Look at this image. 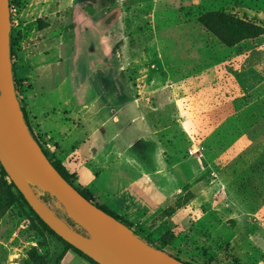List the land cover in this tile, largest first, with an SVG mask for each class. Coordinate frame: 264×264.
Wrapping results in <instances>:
<instances>
[{"label":"rangeland","instance_id":"rangeland-1","mask_svg":"<svg viewBox=\"0 0 264 264\" xmlns=\"http://www.w3.org/2000/svg\"><path fill=\"white\" fill-rule=\"evenodd\" d=\"M95 1L76 0L74 25L65 22V86L58 96L66 100L79 94L80 100L103 105L102 115L109 117L115 104L113 82L120 76L138 91L151 93L163 86L164 107L160 105L159 112L166 119L158 142L137 144L129 157L170 204L159 219L162 225L154 223L152 232L140 235L157 243L168 233L174 238L167 252L191 264H264V36L229 47L218 38V29H207L195 20L206 12L221 11L264 28V0H193L190 5L185 0ZM10 2L17 52L29 27L21 17L24 1ZM147 16L150 20L157 16L156 26L166 20L170 26L185 25L179 23L185 17L195 20L185 31H171L172 37L157 30L163 70L156 78L154 42L131 33L140 28L154 31L147 21L131 22ZM127 33L130 39H121ZM118 42L131 48L142 42L153 50L132 55L131 66L119 52L124 68L120 71L114 52ZM203 76L211 86L192 93L191 80L207 83ZM207 94L212 101L205 107ZM31 98V94L25 98V107L38 132ZM148 104L150 108L156 102ZM175 114L182 123L172 119ZM120 118L126 122L124 114ZM137 135L132 126L120 142L133 143ZM45 139L52 146L51 158H57L53 142ZM69 252L15 189L4 188L0 264H69Z\"/></svg>","mask_w":264,"mask_h":264},{"label":"crops","instance_id":"crops-1","mask_svg":"<svg viewBox=\"0 0 264 264\" xmlns=\"http://www.w3.org/2000/svg\"><path fill=\"white\" fill-rule=\"evenodd\" d=\"M23 1L21 17L23 25L29 27V33L18 53L16 72L29 87L36 128L53 142L56 157L71 174L77 175V183L94 195L99 206H106L134 226L140 225L147 232H152L154 223L156 227L161 224L159 219L169 206L170 199L154 186L149 175L142 172L129 156L132 149L141 142H158V133L163 128V119H166L159 112L161 102L165 100L161 93L163 86L155 88L151 93L139 88L140 92L120 76L119 82H113L114 90L111 93L115 97V104L111 106L114 110L109 117L102 115L105 109L103 105L87 103L84 98L80 100L79 94L72 97L71 94L70 99L66 100L59 97L65 86V22L73 24L76 0ZM83 1L86 4L95 0ZM192 1L185 0L189 5ZM144 18H133L131 22L147 21L153 24L154 31L147 32L140 28L138 32L131 33L139 39L147 37L154 42L156 66L152 67L155 68L153 78H156L163 70V62L158 59L162 50L157 30H163L172 37L171 31H185L195 20L180 18L179 23L184 22L185 25L180 23L176 27L167 25L168 20L156 26L157 16L152 17L153 20H150L151 16ZM41 21L44 23L39 27ZM129 33L125 38L120 36L121 39H130ZM151 49L142 45V42L133 48L118 42L114 52L119 70L124 69L121 67L122 61L118 60L119 52L125 54V64L131 66L134 59L132 55L134 57V54L150 52ZM190 83L194 84V94L198 88L207 89L211 86L208 82L199 83L198 79ZM55 97L58 103L54 102ZM52 101L56 105H52ZM152 101L156 105L149 108L148 103ZM211 101L212 96L207 94L204 106ZM121 114L126 116L124 123ZM193 117L195 119L197 115ZM172 119L182 123L179 114L173 115ZM132 126L138 133L135 141L128 145L122 144L121 138ZM67 256L69 264H89L73 252Z\"/></svg>","mask_w":264,"mask_h":264},{"label":"water","instance_id":"water-1","mask_svg":"<svg viewBox=\"0 0 264 264\" xmlns=\"http://www.w3.org/2000/svg\"><path fill=\"white\" fill-rule=\"evenodd\" d=\"M0 166L63 241L97 264H185L88 201L54 168L19 100L10 0H0Z\"/></svg>","mask_w":264,"mask_h":264},{"label":"trees","instance_id":"trees-1","mask_svg":"<svg viewBox=\"0 0 264 264\" xmlns=\"http://www.w3.org/2000/svg\"><path fill=\"white\" fill-rule=\"evenodd\" d=\"M10 6H12V2H10ZM196 21H200L203 25H206L207 29H213L217 30L218 38L221 40V42L229 47H234L236 45H239L243 43L244 41L256 39L258 37L264 36V28L258 25H255L252 22H248L243 19H239L233 15L226 14L221 11H211L206 12L200 17H196ZM17 45V40L15 37H12V61H13V69L15 74V80H16V86H17V92H20V90L23 88V84L25 81L23 79H20L16 72V58H18L19 50L16 52L15 48ZM22 109L25 115V118L27 120V123L29 124V127L35 137V139L39 142L41 148L43 149L42 142L45 140L46 136H44L40 131L35 132V128L33 127V124L31 122V119L29 118V113L26 110L25 103L22 102ZM38 133V134H37ZM45 155L48 157L49 161L52 163L54 168L61 174V176L72 186L74 187L83 197H85L88 201L91 203L97 205L99 208H101L103 211H105L107 214L113 216L116 220L120 221L130 229H133L134 232L137 234H144L145 229L140 226H134L130 222H128L125 218L120 217L113 213L109 208L106 206H99L96 202V198L94 195L87 190L86 188L81 187L79 184H77L78 177L75 174H71L61 163V161L58 158H54L50 153L47 151H44ZM4 188H12L15 189L18 193L19 197L22 199V201L27 205L31 213L36 217V219L42 224V226L53 236L55 237L59 242H61L67 251H71L78 256H80L82 259H84L89 264H97L84 254H82L80 251L63 241L60 237H58L52 230H50L46 224L40 220V218L34 213V211L30 208V206L25 201L22 194L17 190L15 185L10 181L7 174L3 170V168L0 166V196L2 195V192ZM162 216V215H161ZM162 225V224H161ZM173 236L168 235V233L164 232L163 235L157 240V243H152L157 248L164 250L167 252L166 247H168L172 241ZM149 240V239H148ZM151 242V241H149ZM168 253V252H167ZM171 256L175 257L176 259L182 261L185 264H191L187 261L182 260L177 255H174L173 253H168Z\"/></svg>","mask_w":264,"mask_h":264},{"label":"built area","instance_id":"built-area-1","mask_svg":"<svg viewBox=\"0 0 264 264\" xmlns=\"http://www.w3.org/2000/svg\"><path fill=\"white\" fill-rule=\"evenodd\" d=\"M14 11L15 10L13 8H11V16L13 15ZM18 97H19V100L21 103L22 102L26 103L27 101L25 100V98L26 99L30 98V90L27 87L26 83L23 84V88L20 90V92H18ZM42 146H43V149H45V151H47L48 153L50 152V150L52 148L50 142L47 139H45L42 142Z\"/></svg>","mask_w":264,"mask_h":264}]
</instances>
